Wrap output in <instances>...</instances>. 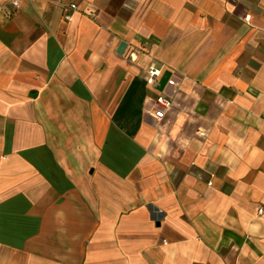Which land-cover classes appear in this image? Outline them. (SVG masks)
I'll use <instances>...</instances> for the list:
<instances>
[{
  "label": "crops",
  "instance_id": "1",
  "mask_svg": "<svg viewBox=\"0 0 264 264\" xmlns=\"http://www.w3.org/2000/svg\"><path fill=\"white\" fill-rule=\"evenodd\" d=\"M6 1L0 264H264V0Z\"/></svg>",
  "mask_w": 264,
  "mask_h": 264
},
{
  "label": "built area",
  "instance_id": "2",
  "mask_svg": "<svg viewBox=\"0 0 264 264\" xmlns=\"http://www.w3.org/2000/svg\"><path fill=\"white\" fill-rule=\"evenodd\" d=\"M22 0H8L1 6V12L6 18H12L20 9ZM78 10V5L75 3L68 5V10L65 12V19L72 20L73 13ZM161 67H159L155 62L150 65L148 70L147 81L151 85L157 84V79L161 75ZM172 107V99L170 96L165 94H160L156 99V112L155 117L162 119L166 112ZM260 213L264 212V208H260Z\"/></svg>",
  "mask_w": 264,
  "mask_h": 264
}]
</instances>
